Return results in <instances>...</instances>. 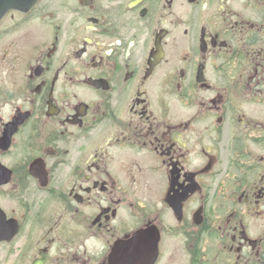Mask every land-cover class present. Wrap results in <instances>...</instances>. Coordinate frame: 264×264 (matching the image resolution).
Returning <instances> with one entry per match:
<instances>
[{
	"label": "flooded vegetation",
	"instance_id": "flooded-vegetation-1",
	"mask_svg": "<svg viewBox=\"0 0 264 264\" xmlns=\"http://www.w3.org/2000/svg\"><path fill=\"white\" fill-rule=\"evenodd\" d=\"M0 264H264V0L9 10Z\"/></svg>",
	"mask_w": 264,
	"mask_h": 264
},
{
	"label": "water",
	"instance_id": "water-1",
	"mask_svg": "<svg viewBox=\"0 0 264 264\" xmlns=\"http://www.w3.org/2000/svg\"><path fill=\"white\" fill-rule=\"evenodd\" d=\"M39 0H0V21L11 9L30 10Z\"/></svg>",
	"mask_w": 264,
	"mask_h": 264
}]
</instances>
